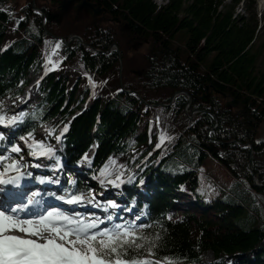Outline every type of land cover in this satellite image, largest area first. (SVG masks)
I'll return each mask as SVG.
<instances>
[{
  "label": "trees",
  "instance_id": "obj_1",
  "mask_svg": "<svg viewBox=\"0 0 264 264\" xmlns=\"http://www.w3.org/2000/svg\"><path fill=\"white\" fill-rule=\"evenodd\" d=\"M65 1L36 0L44 21L32 10V0L27 5L0 0V108L3 99L22 94L30 73L49 69V58L52 62L59 56L54 71L38 86L39 103L33 114H26L21 136L34 140L31 147L49 146L58 126L91 96L64 140L67 162H84L94 147L87 181L111 184L136 169L132 183L148 175L156 183L153 199L142 201L150 224L138 235L147 239L138 241L143 248L129 250V256L144 259L149 255L145 249L151 248L154 259L172 264H264V186L254 183L257 178L264 184V139L257 138L264 122V69L261 52H255L262 27L255 0H167L164 5L155 0H79L100 8L103 18L94 9L79 11L74 3L63 11ZM242 3L244 13L237 10ZM183 30L184 40L178 43ZM72 35L103 53L86 51L79 41L67 46ZM114 44L120 52H110ZM136 47L150 53L142 62L130 55ZM176 92L183 95L172 106H155L169 104ZM229 100L240 105L231 108ZM194 111L201 112L191 119ZM47 122V138L36 137L35 129ZM160 135L162 147L154 151ZM211 157L233 180L224 181L225 191L212 198L198 175ZM178 192L191 194L220 221L188 212L173 219ZM208 252L212 262L204 261Z\"/></svg>",
  "mask_w": 264,
  "mask_h": 264
},
{
  "label": "snow or ice",
  "instance_id": "obj_2",
  "mask_svg": "<svg viewBox=\"0 0 264 264\" xmlns=\"http://www.w3.org/2000/svg\"><path fill=\"white\" fill-rule=\"evenodd\" d=\"M60 46L58 42L55 48L59 49ZM89 81L91 82V78ZM15 119L14 117L9 122H14ZM2 123L3 118L0 117V124ZM63 131H68L67 126ZM32 147L44 148L42 144ZM12 151L19 153L21 150L14 147ZM51 154L53 149L50 147L46 151L32 152V155L37 156ZM0 167H3L2 161ZM15 167V164L8 165V168ZM0 183L5 181L0 179ZM66 202L82 204L84 197L70 195ZM88 203H94V197ZM112 207L116 205L113 204ZM106 220L111 221L112 216H107ZM104 223L105 220L98 217L82 218L79 213L73 216L57 210L49 211L36 219H19L0 211V264H158L128 255L129 250L136 252L143 248V244L138 241L147 239L137 235L134 224H114L112 227L100 228ZM145 251L152 254L151 248ZM137 254L139 255L138 252ZM168 264L172 262L169 261Z\"/></svg>",
  "mask_w": 264,
  "mask_h": 264
},
{
  "label": "rangeland",
  "instance_id": "obj_3",
  "mask_svg": "<svg viewBox=\"0 0 264 264\" xmlns=\"http://www.w3.org/2000/svg\"><path fill=\"white\" fill-rule=\"evenodd\" d=\"M30 1L31 0H12V4L13 5H27ZM226 1L228 3H230L232 0H226ZM155 2L157 4H162V3L164 4V3H167V0H155ZM32 3H33V0H32ZM35 4H36V1H35ZM241 7L239 9L240 11H241ZM255 10H256V13H257L258 18H259V23H260V25L262 27L261 32H260V36H259V38H258V40L256 42L255 52H257V51H258V53L261 52V53H259V65H260V67H262L264 69V43H263L264 42V0H256V2H255ZM96 17H98V18L99 17H102L103 18V16L101 15V13L96 14ZM61 18L62 17H59V19L62 21L63 19H61ZM77 21L80 22V23H84V22H82L83 19H77ZM183 32H185V31L184 30L181 31L180 33H178V35L176 37L178 43H182V41L184 40L183 37H184V34L185 33H183ZM72 36H70L68 39H71ZM75 36L79 37L81 42L86 43L85 40L81 36H79V35H75ZM186 38H188V34H187ZM118 48H119V46H118ZM88 50L90 51L89 48H88ZM114 50L115 49L113 48L112 51H114ZM131 50L132 51H131L130 55L132 57H134V58H138L140 60V62H142V61L145 60L144 56H148L150 54L148 52V49L146 47H142V48L141 47H136V48H133ZM119 51H120V48H119ZM122 74L123 73L120 72L121 79H122ZM31 87L29 88L30 90L29 89L26 90V94L21 98V100L15 106V109H18V111L16 112V115H18L19 113H21L22 112V109L24 107L25 108H27V107L31 108L37 102V97H36V94H35V88L34 87L31 88ZM27 98H29V99H27ZM25 100H27V103L26 104H23V102ZM0 117H2L3 118V121H5L7 118L10 117V115L1 114ZM194 118H195V115H194ZM143 130H144V127L141 129V132ZM39 132L40 133H43V130H40ZM257 138L259 140L264 139V122L262 123V125L259 128V131H258V134H257ZM211 162H212L211 164H208L209 170H206V171L207 172L209 171L212 174V176L215 178L216 182H218L217 185H222L223 186V184L220 183L222 181H228V182H230L229 180H231V182L233 181L232 178H229L227 176L226 172L221 168V166H219V165L216 166L215 165L216 163L214 164L213 161H211ZM207 184H208V182H207ZM220 191H225V190H221V189H219V188H217L215 186V189L207 190L206 191V194H207L208 197L212 198L215 195H218L220 193ZM185 198L186 197L184 196L183 197V202L184 201H188ZM181 206L182 207H186L187 205L184 203V204H181ZM191 211L192 212H190V213L196 212L197 214H199V213L202 212L199 209H192ZM206 214L208 215L207 216L208 219H212V220L214 219L216 222H219L220 221L219 220V217H217V214L215 212L209 211ZM182 216H183V211L182 210L176 211V213L172 214L173 219H178V218H181ZM138 229H140V226L136 229V231ZM213 257H214L213 254L211 252H208L207 255L205 256V259L207 261H211L213 259Z\"/></svg>",
  "mask_w": 264,
  "mask_h": 264
},
{
  "label": "water",
  "instance_id": "obj_4",
  "mask_svg": "<svg viewBox=\"0 0 264 264\" xmlns=\"http://www.w3.org/2000/svg\"><path fill=\"white\" fill-rule=\"evenodd\" d=\"M69 2H73V1H68L67 3H69ZM65 4H66V3H65ZM65 4H64L63 6H65ZM89 5H90L89 3H83V4L80 6V8H83V7H86V6H89ZM32 7H33V10H34L35 12L41 14V15L43 16V18L45 19V13L43 12V10H41V9H39V8L36 7L35 0H33ZM95 13H96V14H99L100 11H99L98 9H96V10H95ZM47 32L49 33L48 30H47ZM73 39H74V40H77V39L80 40V38L77 37V36H75ZM82 45H83L86 49L89 47V46H88L86 43H84V42H82ZM114 47H115L116 49H118V46H117V45H115ZM111 49H112V48H111ZM206 90L209 91V87H207ZM214 91H215L216 93H218V94H221L225 99L228 98V95H227V94H225V93H223V92L217 90L216 88L214 89ZM178 94H180V93H177L176 95H178ZM187 95H188V94H187ZM188 97H189V100L191 101V100H192L191 96L188 95ZM207 97H208V95H205V96L203 97V99L206 100ZM239 104H240L239 101L234 100V101L229 102L228 105L231 106V107H236V106H238ZM211 115H212V117H213L216 121L218 120L217 117H216L214 114H211ZM248 147H250V148L252 149V146H251V145H248ZM249 170H251V167L249 168ZM251 173H252V172H251ZM254 182H255V184H256L257 186H259V184L257 183L256 179L254 180Z\"/></svg>",
  "mask_w": 264,
  "mask_h": 264
},
{
  "label": "bare ground",
  "instance_id": "obj_5",
  "mask_svg": "<svg viewBox=\"0 0 264 264\" xmlns=\"http://www.w3.org/2000/svg\"><path fill=\"white\" fill-rule=\"evenodd\" d=\"M245 147H248V145H245ZM248 167L250 168V162L248 163ZM250 172H252L251 174L254 176V173H253L252 169L250 170ZM255 179H256L257 183L259 184V186H257L256 184H255V186H257V187H263L264 186V184H260L259 183V181L257 180V178H254V180Z\"/></svg>",
  "mask_w": 264,
  "mask_h": 264
}]
</instances>
